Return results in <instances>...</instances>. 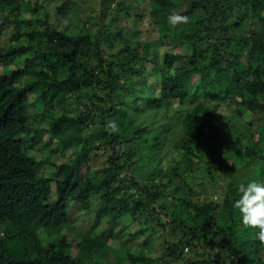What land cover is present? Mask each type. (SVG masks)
<instances>
[{
    "label": "trees",
    "instance_id": "16d2710c",
    "mask_svg": "<svg viewBox=\"0 0 264 264\" xmlns=\"http://www.w3.org/2000/svg\"><path fill=\"white\" fill-rule=\"evenodd\" d=\"M54 1L0 0V264H264V0Z\"/></svg>",
    "mask_w": 264,
    "mask_h": 264
},
{
    "label": "clouds",
    "instance_id": "9594fccd",
    "mask_svg": "<svg viewBox=\"0 0 264 264\" xmlns=\"http://www.w3.org/2000/svg\"><path fill=\"white\" fill-rule=\"evenodd\" d=\"M187 22V17L170 13L168 23L175 27L179 23ZM111 132L118 131L115 121L108 122ZM238 198L233 201V208L237 210L240 223L250 229H256L255 236L261 247H264V180H248L237 187ZM2 235V233H0Z\"/></svg>",
    "mask_w": 264,
    "mask_h": 264
},
{
    "label": "rangeland",
    "instance_id": "374dc122",
    "mask_svg": "<svg viewBox=\"0 0 264 264\" xmlns=\"http://www.w3.org/2000/svg\"><path fill=\"white\" fill-rule=\"evenodd\" d=\"M87 1V0H86ZM59 2H60V0H58V1H54V2H51V3H49V5H48V11L50 12V14H51V19L52 20H54L55 19V16H56V21L58 20V23H57V25H58V27H60V28H63V27H68L70 30L69 31H75V30H73L72 28H74V26H75V24L77 23V22H79L80 21V18H78L74 13H72V11L71 12H69V11H66L63 15H56V13H57V6H58V4H59ZM100 2H101V0H88V2H87V4H85L84 6H83V8H82V11H81V15H82V18H84V19H89L90 17V15H91V13H92V10H91V8L90 7H95V8H97V10H98V13H100V10H101V6H100ZM53 22H55V21H53ZM126 22H128L126 19H122L121 21H120V24H125ZM92 26L93 27H98V22L96 23V22H93L92 21ZM131 23H133V22H130V24ZM145 27H143L142 25H140V29L141 30H143ZM142 38L143 39H145V38H148V34L147 33H144L143 35H142ZM156 38V37H155ZM165 48V47H164ZM150 72V71H149ZM149 75V74H148ZM67 104H72V105H70V112L71 113H74V112H76L75 110H76V108H75V106L73 105V103H72V101H68L67 102ZM110 121H114V119H111ZM68 138H64V140H67ZM222 149H224V148H222ZM46 152H48V150H46ZM224 155H226V154H224ZM72 157H74V153H73V151L71 150V148L70 147H68V148H66L62 153H61V155H60V162H64L67 158H72ZM101 164H102V162H101V160H97L95 163H93L92 164V167H93V169H97L98 167L97 166H101ZM249 168L247 167V166H244V165H240L239 166V173H241V174H243V173H248L249 172V170H248ZM52 171H54V170H49V175L50 174H52ZM92 171H94V170H92ZM83 172L84 173H87V171H86V169H84L83 170ZM223 194V191H219V192H217L215 195H214V197H215V199L217 198V197H219V196H221ZM95 217V214L94 213H92V214H90V215H88V216H81L80 217V219H84L85 221H84V223L80 226V230H83V231H88V229L90 228V221L91 222H93V218ZM127 221H131V219L130 218H127ZM102 230V229H101ZM100 230V231H101ZM75 235V234H74ZM156 235L157 236H159V234L158 233H156ZM73 237V235H69L68 236V238H67V240H70L71 238ZM167 237L168 236H166V235H164V238L165 239H167ZM162 240H163V242H164V239H158L157 240V244H156V251H161V250H163V248L164 247H162V245H161V243H162ZM109 242L112 244V245H114V246H119L120 245V243H119V241H117V240H114V237H111L110 238V240H109ZM92 243H95V239H93V242ZM98 244V243H97ZM166 244L164 243V246H165Z\"/></svg>",
    "mask_w": 264,
    "mask_h": 264
}]
</instances>
